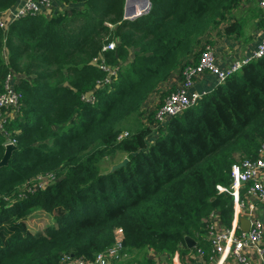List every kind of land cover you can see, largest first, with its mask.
Segmentation results:
<instances>
[{"label":"trees","instance_id":"trees-1","mask_svg":"<svg viewBox=\"0 0 264 264\" xmlns=\"http://www.w3.org/2000/svg\"><path fill=\"white\" fill-rule=\"evenodd\" d=\"M61 1L70 14L0 26V96L10 71L22 75L19 112L4 123L17 148L0 167V264L93 259L115 243L117 228L121 264H149L147 251L194 264L196 248L208 261L211 213L227 225L232 218V196L216 186L229 185L231 165L264 142V55L164 123L151 115L155 125L124 126L149 101L157 111L209 34L250 38L246 17L236 15L249 0H149L148 12L132 19L125 0ZM16 2L0 0V18ZM5 141L0 132V159ZM116 158L128 160L111 171ZM43 177L51 183L24 194ZM38 209L55 225L32 233L25 220Z\"/></svg>","mask_w":264,"mask_h":264},{"label":"built area","instance_id":"built-area-1","mask_svg":"<svg viewBox=\"0 0 264 264\" xmlns=\"http://www.w3.org/2000/svg\"><path fill=\"white\" fill-rule=\"evenodd\" d=\"M21 6L13 11L11 7L4 10L0 18V26L5 27L12 21L25 16L43 14L49 16L56 13L60 5H55L53 0H22ZM138 3L134 0L133 4ZM13 7V6H12ZM261 8V17L264 18V0H259ZM150 4L138 9L129 15L127 19L135 18L148 12ZM7 16L6 19L3 17ZM112 42L105 48H113ZM264 55V38L260 41L257 48L252 53L241 59L235 60L224 71L220 69L214 54L212 45L205 43L201 52L199 61L195 65H188L183 69L182 79L179 81L175 90L172 91L164 100L163 104L156 111V119L164 123L167 119L178 115L186 109L198 104L204 97L205 92L191 90L193 79L205 72L213 73L217 78V84L223 83L231 74L239 71L243 66L258 59ZM100 68L104 63H98ZM111 74H115L120 65L112 67ZM22 75L10 71L6 75L4 82V93L0 96V132L3 134L7 143H16V137L13 133L5 129V121L8 118L14 119L19 112L21 101L20 95L14 89L20 81ZM110 77H105L104 82L111 83ZM110 81V82H109ZM13 117V118H12ZM231 183L229 185L218 184L216 189L219 193H227L232 196V218L227 225L223 218V224H216L211 213L205 238L210 243V261L215 264H253L248 255V250L253 249L260 257L261 264H264V221L257 214L258 205L264 209V142L259 147L257 154L253 157L242 156L231 165L230 169ZM222 217V215H221ZM245 217L249 221L248 230H243L240 226V219ZM122 230H115V243L105 251L98 252L93 259L84 257L73 258L65 254L62 258V264H108L110 261L121 257L123 244L121 240ZM202 252L201 248H197ZM155 253L153 251H150ZM204 252V251H203ZM176 255V256H175ZM179 258V254H175ZM174 258V259H175ZM180 260V258H179ZM216 261V262H214ZM180 263H182L180 261ZM149 264H159L157 257ZM179 264V263H178ZM183 264V263H182Z\"/></svg>","mask_w":264,"mask_h":264},{"label":"crops","instance_id":"crops-1","mask_svg":"<svg viewBox=\"0 0 264 264\" xmlns=\"http://www.w3.org/2000/svg\"><path fill=\"white\" fill-rule=\"evenodd\" d=\"M53 1L55 5L59 4L60 7H62L61 4L63 6L65 5L64 2L61 0H53ZM252 1H254L256 4L255 11L251 12V10H249L247 12L242 13V15L248 18V20L251 23H253L255 26V28L253 29L254 31L249 33L250 38L244 37L245 40H243L242 37H240L239 39H237L236 35L231 37V36H226L223 33H219V34L213 33L212 35H210L211 37L209 36V41L207 43L212 45V48L214 50V54L216 57V62L219 68L223 69L224 71H226L229 68V65L232 64L235 60H241L249 56L252 53V51L257 48L260 41L264 38V18H262L261 15L259 14V11L261 13V8L259 7V0H249L248 2L251 3ZM22 2H23L22 0H17L16 4L13 7H11V10L13 11L17 10L21 6ZM137 4H139V2ZM254 13H257V16H254ZM3 18L6 19L7 16H4ZM256 22H258L259 24ZM172 78L170 79L169 82L172 84L176 83L178 80L177 77L173 74ZM216 85H217L216 76L213 73L205 72L199 75L198 77H196L195 79H193V83L190 89L201 91V92L204 91L206 93L205 95H207L214 89ZM257 214L264 221L263 207L258 205ZM213 220L216 224L224 225L220 211L214 214ZM247 227H249V225ZM176 253L177 252L152 253L150 251H147L146 255H147V258L150 259V263L152 262L153 257H157L159 260V264H178V263L182 264L180 263L178 256L177 258H175ZM247 253L253 264H261L260 257L255 253L253 249H249ZM194 255H195L194 264H215L213 262H209L210 255H209V260L206 261L204 259L205 253L203 251L201 253L198 252L197 248L194 251ZM117 260H120V259H117ZM115 261L116 260L110 261L108 264H121V262H118V261L115 262ZM130 264H138V262H132ZM228 264H235V263L229 262Z\"/></svg>","mask_w":264,"mask_h":264},{"label":"rangeland","instance_id":"rangeland-1","mask_svg":"<svg viewBox=\"0 0 264 264\" xmlns=\"http://www.w3.org/2000/svg\"><path fill=\"white\" fill-rule=\"evenodd\" d=\"M72 1V0H71ZM70 1V2H71ZM70 2H68V4H69V7H71L70 6ZM250 2H247V1H243L242 2V5L241 6H238V9L236 10V15H238V16H241L242 15V13H244V12H247V11H249V10H251V12H253V11H255V9H256V4H255V2L254 1H252L250 4H249ZM65 4H67V3H65ZM79 5V7L81 8V5L80 4H78ZM249 5V6H248ZM67 6V5H66ZM138 6L140 7L141 6V3H139L138 4ZM249 9V10H248ZM62 10V9H61ZM61 10H59V11H61ZM65 11H68L69 12V14L71 13V11H70V9L69 8H67V9H65V10H63V11H61L62 13L63 12H65ZM51 14H53V13H51ZM50 14V15H51ZM245 17V16H244ZM242 20L245 22V24H243L244 25V32L246 33V35H249V33H251V32H253L254 30V28H255V26H254V24L253 23H250L249 24V26H246V23L249 21L248 20V18H246V19H244V18H242ZM209 36H210V34L206 37L207 39H208V41H209ZM211 37V36H210ZM240 37H242V39L243 40H245V36L242 34V35H240L239 37H236L237 39H239ZM204 43H207V42H205L204 41ZM122 66V65H121ZM120 69V68H119ZM119 69H116V71H119ZM182 73H183V71H182ZM171 79V78H170ZM173 79V78H172ZM111 81V80H110ZM109 81V82H110ZM153 102L152 101H149L148 103H147V105H146V108L147 109H143V112L140 114V115H138V117L136 118V119H134V118H131V119H129L126 123H125V130L126 131H128L129 129H132L133 127H135L137 124H140V125H147V126H149V125H155V118H156V112H152V110H153ZM152 115V117H153V119H154V122H150V116ZM155 128H157V127H155ZM128 134L127 133H125L124 134V137H126ZM119 158H116L115 160V162H118L117 160H118ZM113 162V161H112ZM111 161H109V164L111 165V163H112ZM109 164H106L105 166L106 167H104V168H106V172H109L110 170H107L108 168H109ZM115 164H117V163H115ZM115 164H113L112 163V165H111V167L113 166V165H115ZM110 167V168H111ZM48 178L47 177H43V178H40L39 179V182H38V185H36V186H34V187H29L28 186V188L26 189V192L24 193V194H28V193H31V194H33L35 191H37V190H39V187H40V185H43V184H45V186L47 185V184H49V183H51V182H48ZM25 188H23V190H24ZM23 194V195H24ZM22 195V196H23ZM30 195V194H29ZM26 221V224H27V227H28V229L32 232V233H39V232H42L43 230H44V228H46L47 226H49V225H55V221L52 219V217H51V214H49V213H47V212H45V211H42V210H40V209H38V210H35V211H33L28 217H27V219L25 220Z\"/></svg>","mask_w":264,"mask_h":264},{"label":"water","instance_id":"water-1","mask_svg":"<svg viewBox=\"0 0 264 264\" xmlns=\"http://www.w3.org/2000/svg\"><path fill=\"white\" fill-rule=\"evenodd\" d=\"M134 0H125V11L124 16H129L135 11H138V9L143 8L150 4L149 0H138L139 3H141V6L139 7L137 3L133 4ZM17 148V146L13 143H5V150L3 153L2 158L0 159V167L5 166L8 164L9 159L12 156L13 151ZM127 158H123L120 162L113 165L110 170L113 171L116 168L124 165L127 162ZM249 225V221L247 218L240 219V226L243 230H247V226ZM247 227V228H246ZM186 243L188 244V247L194 246L195 242L192 241L189 236H185Z\"/></svg>","mask_w":264,"mask_h":264},{"label":"clouds","instance_id":"clouds-1","mask_svg":"<svg viewBox=\"0 0 264 264\" xmlns=\"http://www.w3.org/2000/svg\"><path fill=\"white\" fill-rule=\"evenodd\" d=\"M141 8V7H140ZM5 143H7L6 141H5Z\"/></svg>","mask_w":264,"mask_h":264}]
</instances>
